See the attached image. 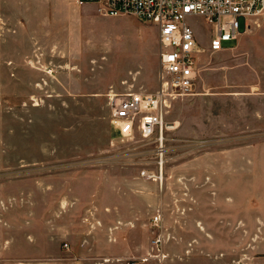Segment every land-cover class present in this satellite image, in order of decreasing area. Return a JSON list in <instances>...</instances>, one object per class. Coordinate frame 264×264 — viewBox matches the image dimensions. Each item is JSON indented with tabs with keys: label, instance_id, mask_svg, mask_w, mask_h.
I'll use <instances>...</instances> for the list:
<instances>
[{
	"label": "crops",
	"instance_id": "obj_1",
	"mask_svg": "<svg viewBox=\"0 0 264 264\" xmlns=\"http://www.w3.org/2000/svg\"><path fill=\"white\" fill-rule=\"evenodd\" d=\"M97 6L80 5L78 0H0V27L10 30L21 53L19 67L30 71L33 87H44L47 82L49 87L60 86V92H72L75 62L97 60L111 50L112 44L94 32L96 27L92 31L94 22L101 17L115 22L126 15L108 16ZM263 16L257 19L255 28L254 17L247 21L234 46L199 54V77L200 60L208 55L223 52L234 58L238 50L243 51V56L253 48L264 55V36H259L264 32ZM254 30L257 35H253ZM159 49L158 34L155 43L151 42L141 56L119 58L118 61L133 57L139 63L133 68L116 62L119 80L97 92L157 90ZM257 76V82L247 81L240 86L234 84V77L228 79V125L232 129L239 125L234 106L238 98L243 107L254 99L260 102L257 106L264 104V78ZM254 112L256 117H264L261 110ZM236 135L231 134V139H236ZM206 158L207 165H201V161L193 163L183 180L182 189L208 190L211 195L204 203L208 205L207 214H197L189 228L182 217L199 206L196 196L178 198L173 212L175 223L169 226L165 200L161 199L154 210L152 182L129 180L121 174L108 178L102 167L50 174L33 180L27 185L32 188L27 189L26 184L22 187L26 180L16 181L22 187L17 199L24 197L25 201L31 190L34 206L40 207L28 215L17 213L16 217L0 213V264H17L27 259L34 264H127L128 259H135V264H218L222 257L224 264H264V196L249 193L251 189L264 190V135L253 146L214 150ZM203 176L206 179L200 180ZM251 177L256 181H251ZM8 189V182L0 185L1 201L8 198ZM158 211L163 219V256L154 255L157 251L152 243L157 234L153 216ZM14 230L25 231L24 236L9 238L6 233Z\"/></svg>",
	"mask_w": 264,
	"mask_h": 264
},
{
	"label": "rangeland",
	"instance_id": "obj_2",
	"mask_svg": "<svg viewBox=\"0 0 264 264\" xmlns=\"http://www.w3.org/2000/svg\"><path fill=\"white\" fill-rule=\"evenodd\" d=\"M260 16L262 15L252 19V27L257 26ZM191 21L200 46H206L213 35V26L203 17H193ZM94 23L92 31L96 27L94 32L112 44L111 50L106 51L103 58L75 62L72 67L73 91L68 93L60 92V86L49 87L47 82L48 85L44 87H33L30 71L19 67L21 53L10 30L0 27V40H5L0 43V185L9 183L8 198L0 200V213L16 217L17 213L28 215L37 210V207L39 210L40 206L35 207L33 204L32 195L29 194L31 190L25 195V201L24 197H20L21 201L17 199L25 184L26 189L32 188V185H27L33 180L81 167H102L108 178L121 174L129 180L152 182L154 210L161 199L163 202L165 200L168 211L166 223L169 226L175 223L173 212L178 198L196 196L199 206H196L195 211L187 209L188 213L182 217L183 224L186 223L188 228L193 227L197 214H207L208 205L204 203L211 196L208 190L182 189L183 180L187 178L186 172H191L193 163L201 161V165H207L209 160L206 155L211 151L231 146H253L258 140H262L264 117H256L254 111L259 109L264 114V104L257 106L260 102L249 99L247 101L250 102H246L243 107L238 98V103L234 106L239 125L232 129L228 125L231 115L226 93L229 91L227 84L230 77H234L233 80L237 82L233 83L239 86L246 85L247 81L257 82L258 74L264 78V55L253 48L249 53H243V56V51L238 50V56L234 58L220 52L207 54V57L200 60L201 76L196 81L193 92L172 100L167 112V120L175 121L176 128L165 131L167 141L163 155L162 185L159 179L147 180L141 175L144 165L159 170L158 147L141 136L130 140L122 139L112 123L108 96L111 93L97 92L119 80L116 62L126 67L138 66L136 58L118 59L144 54L146 47L157 40L158 27L155 25L157 28H154V24L132 15H126L115 22L114 19L101 17ZM239 23L240 31L243 32L245 19L241 17ZM105 33L108 35H103ZM253 35H257L256 30ZM259 36H264V32ZM235 44L236 41L233 40L225 42L224 46ZM231 67L234 69L228 75L226 72ZM41 81L45 83L44 78ZM231 134H237V138L232 140ZM199 156L202 158H198ZM97 157L99 161L94 160ZM201 169L207 170L204 167ZM158 175L161 176L159 171ZM18 180H26L20 188V184L16 182ZM250 180L256 181L255 177ZM263 191L251 189L249 193L264 196ZM24 233L25 231L18 233L14 230L6 234L9 238H22ZM200 239L204 242V238ZM223 259L224 257L218 264H224ZM19 261L17 264H34L29 259ZM133 261L136 260L128 259L125 263L132 264Z\"/></svg>",
	"mask_w": 264,
	"mask_h": 264
},
{
	"label": "built area",
	"instance_id": "obj_3",
	"mask_svg": "<svg viewBox=\"0 0 264 264\" xmlns=\"http://www.w3.org/2000/svg\"><path fill=\"white\" fill-rule=\"evenodd\" d=\"M80 5L95 3L108 16H135L158 27L160 86L154 92L130 91L110 94L112 123L122 139L141 136L158 147L157 170L144 165L141 175L147 180L163 181L165 131H173L176 122L167 120L171 101L193 92L200 74L199 54L225 48L241 34L239 20L264 15V0H78ZM203 17L214 28L209 43L201 47L191 18ZM162 214L153 216L157 230L152 240L155 255L163 256ZM65 246H68L65 244ZM147 259V258H144ZM135 264V261L132 262Z\"/></svg>",
	"mask_w": 264,
	"mask_h": 264
}]
</instances>
